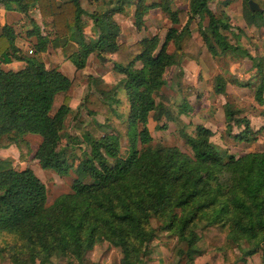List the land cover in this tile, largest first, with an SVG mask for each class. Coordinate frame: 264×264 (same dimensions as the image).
<instances>
[{"label": "trees", "instance_id": "1", "mask_svg": "<svg viewBox=\"0 0 264 264\" xmlns=\"http://www.w3.org/2000/svg\"><path fill=\"white\" fill-rule=\"evenodd\" d=\"M174 1L115 0L114 7L90 15L98 36L86 42L80 0H0L6 13L27 15L36 10L43 21L51 20L55 32L52 40L36 30L28 32L27 37H35L36 43L33 56L25 57L16 46L13 29L0 27V150L21 149L26 146L25 136H38L41 143L34 157L39 167L62 177L73 170L77 175L71 193L48 207L46 187L33 170L17 169L0 158L1 258L7 256L11 264H51L54 257L64 259V264H86V255L106 242L120 251V264H145L147 248L158 231L176 237L172 250L176 264H235L240 260L236 250L247 258L264 247V151L236 158L214 145L211 130L202 124L188 133L202 105L201 91L178 84L182 103L174 105V111L158 101L168 68H178L187 59L213 73L215 59H229L230 53L234 60L252 62L254 82H228L215 75L213 93L226 97L228 83L254 88V100L264 106V56L253 57L229 42L225 35L230 31L229 17L225 11L219 15L211 11L210 0H188V11L174 8ZM242 1L246 27L264 29V0ZM250 1L260 10L250 12ZM129 6L134 7L137 31L152 10H160L174 28L163 41L154 35L131 45L120 44L114 16ZM194 18H198L196 37L190 29ZM169 44L175 47L173 53L168 52ZM49 48L59 49L74 66L72 79L58 68L45 66L41 55ZM95 53L110 55L113 70L122 79L108 92H100V101L87 95L83 106L89 115L100 113L108 119L112 114L122 120L123 114L113 109L121 103L117 97L121 90L127 112L118 128H112L114 134L94 138L85 133L83 141L90 153L73 166L66 153L75 139L66 133L65 123L72 112L73 93ZM14 60H23L24 66L15 72L1 68ZM150 115L157 131L166 129L161 120L174 123L189 118L180 136L190 154L153 145L147 128ZM223 117L226 138L248 144L257 140L258 131H252L242 107L227 101ZM120 127L132 135V149L124 156ZM234 127L240 132L232 134ZM64 138L67 144L61 148ZM137 142L139 148L134 147ZM84 177L92 183H85ZM199 242L206 244V254L213 255H202Z\"/></svg>", "mask_w": 264, "mask_h": 264}, {"label": "rangeland", "instance_id": "2", "mask_svg": "<svg viewBox=\"0 0 264 264\" xmlns=\"http://www.w3.org/2000/svg\"><path fill=\"white\" fill-rule=\"evenodd\" d=\"M137 1V0H133ZM159 1V0H147V2ZM209 8L217 15L220 12L225 11L229 17L230 31L226 32L229 42L232 45H236L234 36L241 29L242 36H240V43L246 48V50L255 56H264V29L247 28L243 17V1L242 0H210ZM111 2V3H110ZM80 6L84 11L82 15L83 32L86 42L95 41L98 36V32L93 26L90 19V15L93 13H102L115 5V0H80ZM174 8L182 9L184 11L188 8V0H175ZM124 13H118L114 16V21L119 26L118 43L131 45L143 38H151L157 35L161 41L170 28H174L166 18V16L160 10H152L144 18V26L140 31H137L133 26V14L134 7H124ZM0 27L7 25L11 27L14 33L17 35V42L22 48L23 55L26 57L33 56L29 54V51L33 50V45L36 43V38L27 37V33L36 30L41 35L46 36L48 39H54V28L51 20L43 21L39 13L33 10L27 15L20 16H8L4 14V10L0 6ZM188 11V10H187ZM3 13V14H2ZM203 26L207 25V20L201 22ZM178 28V27H176ZM192 37L198 35V18H194L190 26ZM232 29V31H231ZM175 47L171 44L168 46V52L173 53ZM229 59L225 56H220L215 59L216 65L213 75L222 73L221 69H224L226 73L223 77L229 82L233 79L242 77V82L246 81L244 73L253 69V64L250 60L244 59L238 61L239 65H236L235 60L231 58L232 54H228ZM41 59L48 69L58 68L60 72L72 79L74 75V66L67 60L66 56L60 52L59 49L49 48L44 55H41ZM24 66L23 60H14L9 65H2L1 68L8 71H18ZM84 78L73 93L72 102L70 104L71 114L67 118L65 123L66 133L73 137L75 140L70 141L69 150L66 153L69 161L73 163V166H77L79 161L82 160L85 154L90 153V148L83 141L85 133H89L94 138H100L106 133L115 132L111 131L112 128H118V123L124 121L125 114L127 112V104L125 103V96L123 91H118L117 97L121 103L114 106L113 109L116 113L123 114L124 118L118 120L114 115L110 114L108 119L102 114L89 115L83 106L84 100L87 95L91 94L93 98L98 101L102 100L103 96L100 92H108L114 85H116L121 79L118 73L113 70L112 57L107 54L95 53L88 59V64L84 69ZM196 73V64L190 60H181L179 67L168 68L165 75V86L162 88L158 95V101H160L165 107L174 111V105H180L181 90H178L177 85L192 86L194 76ZM225 73V72H224ZM255 73V72H254ZM211 75L209 78L204 76V90L201 92L203 96L201 108L198 109L197 116L192 122V127L187 129L188 133H193L194 125H200L209 128L212 132L210 141L217 147L227 151L229 154H233L236 158L246 153L263 152L264 151V106L259 105L254 100V88H241L228 83L226 86V97L216 96L213 93V82ZM255 79V78H254ZM254 79L252 82H254ZM184 90H187L185 88ZM189 94L191 91L186 92ZM190 102H194V97L189 99ZM229 101L236 108L242 107L247 117L250 120V127L252 131H258L257 140L248 144L247 142H237V140L226 138L224 133V117H223V105ZM150 119L147 122V128L153 137V145H162L165 147H176L180 152L189 155V151L183 144V140L180 136V132L183 130V126L190 122L187 117H181L177 122L171 123L165 120L160 121V125H165L166 129L157 131L155 129V123ZM120 154L124 156L126 152H130L132 145L130 139L132 135L125 134V129L120 127ZM240 132L239 128H233L232 134ZM26 146L22 145L21 149H17L15 146H11L1 154L0 158L5 160L20 170L32 169L37 177L43 182L47 190V203L46 206H51L54 201L65 194L71 193V184L75 178V171H71L66 176H58L51 170H43L39 167L37 160H35V152L38 149L41 139L38 136L27 135L24 137ZM67 144L66 139H62L61 148ZM139 148L138 142L134 147ZM7 150V151H6ZM85 183H92V180L88 177L83 178ZM152 226L156 227V223L152 222ZM176 244V237L168 232L158 231L155 240H153L147 248V261L145 264H176V259L172 255V250ZM198 248L202 255L207 257L212 254H206V244L203 242L198 243ZM236 255L240 259L235 264H264V247L259 250L255 255L244 258L240 252L235 251ZM121 254L120 251L110 246L108 243H102L89 252L86 255V264H120ZM64 259L52 258L51 264H64ZM0 264H11L7 256L0 257ZM37 264V263H36ZM230 264V263H227Z\"/></svg>", "mask_w": 264, "mask_h": 264}, {"label": "crops", "instance_id": "3", "mask_svg": "<svg viewBox=\"0 0 264 264\" xmlns=\"http://www.w3.org/2000/svg\"><path fill=\"white\" fill-rule=\"evenodd\" d=\"M2 11H0V13H1ZM3 14V13H2ZM4 14H6V15H8V16H10V17H12V16H14V17H16V16H20V14H17V13H12V12H5ZM231 31H232V29H231ZM240 36H242V33H241V29L239 28L238 29V32L236 33V35L234 36V39H235V41H237V44L236 45H239V46H241V47H243L244 49H246L244 46H243V44L242 43H240ZM20 43V42H19ZM19 43L18 42H16V46L18 47V48H20L21 50H22V48L20 47V45H19ZM23 42H21L20 44H22ZM249 53V52H248ZM251 55V54H250ZM253 56V55H252ZM185 60H187V59H185ZM234 60V59H233ZM239 61H241V60H239ZM244 61V60H243ZM235 62H236V65H239L238 63V61L237 60H235ZM255 70H253V69H251V70H249L248 72H246V73H244V79L246 80V81H250V82H252V80L254 79V77H255ZM213 74H215V73H207V72H205V71H203V70H201L198 66H197V64H196V73H195V76H194V81H193V85L192 86H190V88L192 89V90H196L197 92H203V90H204V76L205 77H207V78H209L211 75H213ZM222 76H223V74H229V73H220ZM216 75H219V74H216ZM215 75H213V77H214ZM213 77L211 78L212 79V82H213ZM234 80H238V79H234ZM238 81H240V82H242V77H240L239 78V80ZM213 85V84H212ZM236 87H238V86H236ZM239 89H241V88H239ZM194 97V96H193ZM194 100H195V98H194ZM203 100V99H202ZM192 103V102H191ZM198 111V110H197ZM196 116H197V113H196ZM207 128V127H206ZM209 129V128H208ZM5 150H0V156H1V154L4 152ZM7 151V150H6Z\"/></svg>", "mask_w": 264, "mask_h": 264}, {"label": "water", "instance_id": "4", "mask_svg": "<svg viewBox=\"0 0 264 264\" xmlns=\"http://www.w3.org/2000/svg\"><path fill=\"white\" fill-rule=\"evenodd\" d=\"M249 10L250 12H256V11H259V7L257 4H255L254 2L250 1L249 2Z\"/></svg>", "mask_w": 264, "mask_h": 264}, {"label": "built area", "instance_id": "5", "mask_svg": "<svg viewBox=\"0 0 264 264\" xmlns=\"http://www.w3.org/2000/svg\"><path fill=\"white\" fill-rule=\"evenodd\" d=\"M31 53H32V51L30 50V51H29V54H31Z\"/></svg>", "mask_w": 264, "mask_h": 264}]
</instances>
